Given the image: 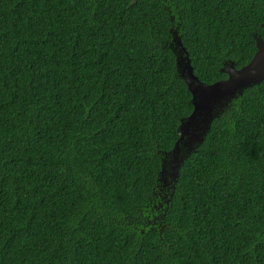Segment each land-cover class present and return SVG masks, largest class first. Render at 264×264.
<instances>
[{
    "label": "trees",
    "instance_id": "trees-1",
    "mask_svg": "<svg viewBox=\"0 0 264 264\" xmlns=\"http://www.w3.org/2000/svg\"><path fill=\"white\" fill-rule=\"evenodd\" d=\"M264 41V0H0V264H264V81L201 143L210 85Z\"/></svg>",
    "mask_w": 264,
    "mask_h": 264
},
{
    "label": "water",
    "instance_id": "water-1",
    "mask_svg": "<svg viewBox=\"0 0 264 264\" xmlns=\"http://www.w3.org/2000/svg\"><path fill=\"white\" fill-rule=\"evenodd\" d=\"M226 79L207 85L198 80L187 60L184 64L183 76L187 89L191 94L192 112L183 120L178 128L179 139L176 142L172 157L175 164L174 171L178 168L180 160V146L191 151L195 145L202 142L217 108L227 98L240 93L244 88L264 81V41L256 39V52L245 66L235 69L232 65L224 69Z\"/></svg>",
    "mask_w": 264,
    "mask_h": 264
}]
</instances>
